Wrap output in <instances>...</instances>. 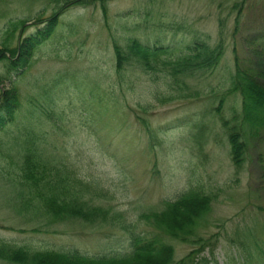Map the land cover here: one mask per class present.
Returning <instances> with one entry per match:
<instances>
[{"label":"rangeland","instance_id":"rangeland-1","mask_svg":"<svg viewBox=\"0 0 264 264\" xmlns=\"http://www.w3.org/2000/svg\"><path fill=\"white\" fill-rule=\"evenodd\" d=\"M103 1L104 5L99 2L88 9L68 7L71 10L62 26L55 30L62 32L43 42L19 72L9 71L11 75H7V70L27 58L20 59V53L18 58L19 50L4 52L6 58L0 56V80L2 89L9 92L12 88L3 79H16L24 108L37 106V96L46 94L55 111L63 114L62 135H47L54 140L34 145H46L47 156L54 158L47 160L61 173L64 169L103 190L98 202L110 211V218L94 224L35 222L31 226L30 210L16 208L22 194L8 175H16V162L24 148L16 139L20 131L31 127L29 118L35 115L23 116L12 127L10 144L0 146V240L41 251L107 254L124 250L130 229L147 234L149 241L163 233L152 219L140 220L143 212L160 211L165 201L198 188L216 199L196 221L193 237L185 243L172 241L176 259L192 251L200 257L208 256L212 249L221 264L230 257L235 259L233 251L224 254V249L230 248L229 240L264 209V173L259 181L256 178L263 161L257 154L264 153V136L262 144L251 147L250 164L237 173L224 122L228 119L227 126L236 127L232 113L240 103L227 92L240 62L243 70L262 73L253 94L264 102V0ZM57 10L52 0H0V52L10 22L29 20L25 36L38 28L34 20L37 16L50 19ZM79 21L83 30H74ZM135 38L150 46L163 44L176 51L174 57L166 54L163 60L138 56ZM18 40L15 37L8 48L18 47ZM194 43L210 49L220 47L223 54L217 66L207 73L197 71L176 78L160 67L161 59L172 64L175 54ZM115 47L124 64L119 62ZM92 84L97 86L94 92L89 89ZM102 93L113 108L120 102L119 110L124 115L120 111L99 113ZM90 99L93 117L87 106ZM250 109H254L251 122L263 124L264 108L250 102ZM89 116L101 119L102 126L96 121L94 127ZM37 125L43 128L40 121ZM52 133L54 129L49 128L47 134ZM116 216L121 226L114 221ZM257 217L264 221V216ZM227 233H231L229 238Z\"/></svg>","mask_w":264,"mask_h":264},{"label":"trees","instance_id":"trees-1","mask_svg":"<svg viewBox=\"0 0 264 264\" xmlns=\"http://www.w3.org/2000/svg\"><path fill=\"white\" fill-rule=\"evenodd\" d=\"M99 2H102L103 5L105 3L103 0L76 1L80 6L85 7H91ZM53 3L63 6L69 2L68 0H53ZM22 26L23 24L21 23L10 24L6 39L2 44L4 47L3 52H0L1 58H6L4 52H14V50L8 47L11 41H13L17 30ZM253 41L258 42L259 40L254 39ZM32 42L34 40L29 39L20 47V59L27 58V61L17 65L16 68L11 67L8 71L17 73L28 64V60L33 56L34 45ZM134 48H139L135 42ZM115 49L119 54V62L124 64L125 60L120 56V51L116 47ZM135 52L138 56L143 55L146 58L157 57L165 60L162 54L144 50ZM222 54L223 51L220 47L210 49L206 46H196L195 50H191L187 56L175 58V62L172 64H165L161 59L160 67L166 69L171 67L174 73L170 74V76L192 75L197 71L207 73L217 66L222 58ZM258 54L263 56L262 54L264 53ZM11 64L17 63H9V65ZM261 76H263L262 73L258 71L252 70L250 72L243 70L239 62L227 92L229 96H237L240 103V110L239 112H235L234 118L237 125L235 129H231L234 131L230 135L232 159L235 163H238L239 170L244 167L247 161L248 150L254 144H262L264 136V123L257 125L251 122L254 109H250V102L259 108H264V102L261 100L258 101L259 103L253 102L252 96L254 94L251 95L249 92V89L257 84V79ZM11 87L12 90L4 93L0 103V113L3 111L6 115L4 118H0V128L7 121L14 124L15 118L25 113L21 107L20 91L16 86ZM253 93L255 92L253 91ZM38 139L36 138L35 131L32 129L25 139L17 142V145L24 144V148L19 152L20 158L16 162V175L9 176L12 177L11 183L22 194L21 199L17 200L16 208L22 207V210H30L28 212L30 215L28 216L31 222H36L40 225L43 224L42 222L47 225L67 221H81L86 224L106 222L110 218V211L103 208L100 202H98V200L103 198V190L96 188L95 184H93L94 186L88 184L90 182L84 183L74 177V174L63 171L64 169H62L61 173L60 168L52 166L50 163V160L54 158L48 157L47 159L50 160H43L41 158L43 157V153L34 145V141ZM257 157L264 160V153H258ZM85 192L88 194L87 197L84 196ZM215 199L216 196L204 194L200 189L191 190L186 194L180 195L175 202L166 203L160 212L143 213L140 216V220L152 219L157 225L158 231H162L163 233L159 232L156 239L152 241H147L144 234H142L143 236H132L131 247L124 254H115L110 258H89L78 253L64 252L62 250H34L27 246H18L0 240V261H4L7 264H45L46 261H53L54 259L59 260L57 261L58 264H153L155 262V264H196L195 260L192 259L193 255L188 256L180 262H174L175 253L173 247L163 241L166 238L167 240L172 239L173 241L185 243L190 237H193L196 233L194 230V226L197 225L196 221L203 213L207 212L206 209ZM195 202L202 203L204 211L200 210L197 212L193 206ZM181 210L186 213H181ZM119 219L120 217L116 216L114 221L118 226H121L117 222ZM184 219L188 221H184ZM256 230L254 226H249L239 233L238 238H232L231 240L233 247L238 248L244 256H249L252 259L262 249L260 236H254ZM201 264L208 263L206 260H202ZM227 264L234 263L229 260Z\"/></svg>","mask_w":264,"mask_h":264},{"label":"bare ground","instance_id":"bare-ground-1","mask_svg":"<svg viewBox=\"0 0 264 264\" xmlns=\"http://www.w3.org/2000/svg\"><path fill=\"white\" fill-rule=\"evenodd\" d=\"M254 87V86H253ZM253 87L252 88H250L249 89V92L251 93V95L253 94ZM263 88H264V85H263ZM253 98H252V100H253V102L255 101V103L257 102V103H259L258 101L260 100V99H256V97H254V96H252ZM193 206H194V209L198 212V211H200V210H202L203 208H204V206H203V204L202 203H198V202H195V203H193ZM184 221H188L187 219H184ZM153 263V262H152ZM156 263V262H155ZM155 263H153V264H155Z\"/></svg>","mask_w":264,"mask_h":264}]
</instances>
